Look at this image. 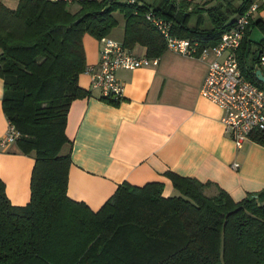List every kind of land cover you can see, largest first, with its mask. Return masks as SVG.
I'll return each instance as SVG.
<instances>
[{
  "label": "trees",
  "instance_id": "obj_1",
  "mask_svg": "<svg viewBox=\"0 0 264 264\" xmlns=\"http://www.w3.org/2000/svg\"><path fill=\"white\" fill-rule=\"evenodd\" d=\"M19 2L16 8L0 2L2 102L10 123L23 133L19 146L34 150L37 160L28 204L14 205L0 178V264H264V189L237 201L222 187L211 194L209 182L169 172L180 194L166 195L158 181H125L94 211L68 195L73 158L63 150L69 106L90 93L79 84L88 67L86 33L109 35L121 11L124 45L143 44L156 57L166 42L145 18L152 9L174 22V35L214 46L232 28L233 15L245 13L254 0H243L233 11L226 0L213 6L87 0L75 13L65 2ZM247 36L239 51L243 72L264 85L254 71L256 59L248 62ZM252 137L264 144V133Z\"/></svg>",
  "mask_w": 264,
  "mask_h": 264
},
{
  "label": "crops",
  "instance_id": "obj_2",
  "mask_svg": "<svg viewBox=\"0 0 264 264\" xmlns=\"http://www.w3.org/2000/svg\"><path fill=\"white\" fill-rule=\"evenodd\" d=\"M141 1L152 6L164 4V0ZM189 1H208L206 6L220 2ZM242 1L226 0L232 11ZM0 2L8 8L20 4L19 0ZM253 5L258 9L252 19L259 25L253 24L247 36L249 63L264 40V0H254ZM238 14L232 20L236 21ZM124 29L114 39L124 43ZM84 39L87 65L99 66L100 38L86 34ZM127 49L141 57L149 55L143 44ZM156 57V66L119 69L125 91L118 102L104 99L88 73L80 75V86L90 93L73 99L68 110L65 131L69 141L63 147L73 158L68 195L96 211L125 181L132 185L158 181L166 195L180 194L169 172L209 182L206 190L211 194L222 187L237 201L264 189V144L252 137L237 147L222 121L221 106L200 92L214 55L206 59L166 48ZM4 83L0 76V137L11 122L3 108ZM35 160V151L26 153L17 140L0 149V178L14 205L31 200Z\"/></svg>",
  "mask_w": 264,
  "mask_h": 264
},
{
  "label": "built area",
  "instance_id": "obj_3",
  "mask_svg": "<svg viewBox=\"0 0 264 264\" xmlns=\"http://www.w3.org/2000/svg\"><path fill=\"white\" fill-rule=\"evenodd\" d=\"M65 2L67 4L80 3L87 0H46ZM132 4H142L141 0H128ZM258 9L253 5L245 13H239L232 28L221 36L220 43L205 47L197 40L174 35V22L166 20L155 10L149 9L145 18L153 24L164 37L166 48L180 53V55L208 58L213 54L214 59L209 63L208 75L204 78L200 88L202 95L214 100L221 106L224 114L223 123L227 126L232 138L238 146H242L253 133H264V85L247 77L243 72L239 51L247 36V29L252 22V13ZM139 12V11H137ZM101 54L99 66H88L85 70L93 79L92 85L102 91L103 98L118 102L124 95V84L118 77L119 69L133 70L138 67L159 64L156 57L139 56L128 50L123 42L109 35L100 39ZM254 71L264 72V42L253 55ZM251 63V62H250ZM249 63V64H250ZM264 74V73H263ZM258 78V76H257ZM259 79V78H258ZM260 82L264 81L259 80ZM21 131L10 123L5 135L0 137V149L21 136ZM235 166L239 164L234 163Z\"/></svg>",
  "mask_w": 264,
  "mask_h": 264
},
{
  "label": "rangeland",
  "instance_id": "obj_4",
  "mask_svg": "<svg viewBox=\"0 0 264 264\" xmlns=\"http://www.w3.org/2000/svg\"><path fill=\"white\" fill-rule=\"evenodd\" d=\"M122 1H126L127 2V0H122ZM149 1H153V0H149ZM68 8H69V10H71L73 13H75V12H77L78 10H80V8H81V3H72V4H68ZM115 17L117 18V20H118V25L117 26H115V28L114 29H112V37L114 38V36H115V34H122L123 33V29H124V27H125V24H124V16H123V14H122V12L121 11H117L116 13H115ZM257 32H258V30H257V28H254ZM87 34V33H86ZM85 34V35H86ZM85 35H84V37H85ZM87 35H89V34H87ZM91 35V34H90ZM93 36V35H92ZM84 37H83V39H84ZM255 40H257V37H256V35H255ZM84 41H85V39H84Z\"/></svg>",
  "mask_w": 264,
  "mask_h": 264
},
{
  "label": "water",
  "instance_id": "obj_5",
  "mask_svg": "<svg viewBox=\"0 0 264 264\" xmlns=\"http://www.w3.org/2000/svg\"><path fill=\"white\" fill-rule=\"evenodd\" d=\"M264 72L263 71H260L259 69L257 70V76L259 78V80H263L264 81Z\"/></svg>",
  "mask_w": 264,
  "mask_h": 264
}]
</instances>
